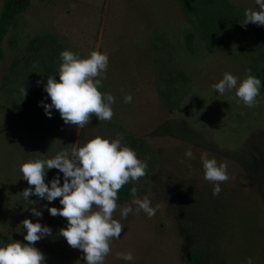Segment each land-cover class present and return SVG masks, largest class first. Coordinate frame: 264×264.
<instances>
[{
  "label": "rangeland",
  "instance_id": "374dc122",
  "mask_svg": "<svg viewBox=\"0 0 264 264\" xmlns=\"http://www.w3.org/2000/svg\"><path fill=\"white\" fill-rule=\"evenodd\" d=\"M249 8L258 10L255 0H32L0 59V246L26 243L21 222L29 218L52 229L34 245L46 264H86L82 250L59 235L66 218L48 211L62 207L60 198H23L29 185L20 166L100 135L121 138L148 163L145 176L126 184L128 198L117 201L114 218L128 205L133 212L121 220L104 264H182L193 253L209 264H247L249 257L264 264V25H241ZM65 49L108 54L100 90L115 97L110 121L93 116L77 128L55 109L46 115L47 78L59 80ZM248 70L261 80L254 107L236 89L221 95L213 88L225 72L242 81ZM204 153L227 164L218 196L204 179ZM57 175L62 185L58 169L48 170L46 183ZM133 187L159 205L153 217L136 213ZM118 252L135 259L125 262Z\"/></svg>",
  "mask_w": 264,
  "mask_h": 264
},
{
  "label": "clouds",
  "instance_id": "9594fccd",
  "mask_svg": "<svg viewBox=\"0 0 264 264\" xmlns=\"http://www.w3.org/2000/svg\"><path fill=\"white\" fill-rule=\"evenodd\" d=\"M255 4L258 10L247 9L242 26L249 23L264 25V0H255ZM60 58L59 80L49 76L45 85V91L51 98L50 104H43L46 115L50 118L52 109H55L65 124L77 128L91 123L93 116L99 121H110L114 115L112 105L115 97L100 90L102 81L107 78L108 54L93 50L88 56L81 57L65 49L61 51ZM248 73L239 81L231 72H225L213 88L221 95L236 89V96L247 107H254L260 95L261 80L252 75L251 70ZM21 91L25 96L26 90ZM132 99L131 94L124 96L125 103H131ZM185 156L193 158L191 149L185 152ZM201 161L204 179L214 184L213 195L218 196L222 191L221 183L229 180L227 164L218 163L214 157L208 158L207 153L201 156ZM147 168V161L141 160L130 146L123 145L121 138L97 135L83 146L72 148L71 153L63 149L52 158L24 162L20 171L29 187L23 190L22 195L25 200L35 195L49 203L60 198L62 207L48 208L50 215L66 218L68 222L67 227L59 230V235L72 248L82 250L86 264H104L111 252V242L121 237L124 228L121 220L133 212L132 205H128L120 209V219L114 218L118 209V192L124 185L139 181L146 175ZM50 169L63 173L62 185L59 175L51 180L50 186L46 183L45 177ZM136 192L133 187L132 204L136 206V213L142 210L149 218L153 217L159 205L153 207L148 196L141 199ZM32 213L36 217L43 214L36 208H32ZM21 225L27 230L24 236L26 243L15 240L0 246V264H46L45 254L34 245L51 235L52 229L29 218L24 219ZM116 255L125 262L135 259L131 252H118ZM247 264H253L251 257Z\"/></svg>",
  "mask_w": 264,
  "mask_h": 264
},
{
  "label": "trees",
  "instance_id": "16d2710c",
  "mask_svg": "<svg viewBox=\"0 0 264 264\" xmlns=\"http://www.w3.org/2000/svg\"><path fill=\"white\" fill-rule=\"evenodd\" d=\"M32 0H2L0 7V59L4 55L3 42L9 29L13 26L19 15L26 12ZM191 35L189 36V38ZM129 188L124 185L118 192V200L125 201L129 196ZM182 264H209L200 254L193 253Z\"/></svg>",
  "mask_w": 264,
  "mask_h": 264
}]
</instances>
